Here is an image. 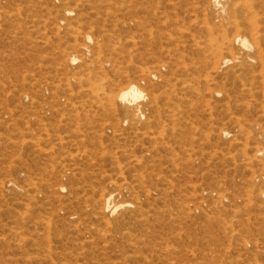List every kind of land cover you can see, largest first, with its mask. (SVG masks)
Returning a JSON list of instances; mask_svg holds the SVG:
<instances>
[{
  "label": "rangeland",
  "instance_id": "374dc122",
  "mask_svg": "<svg viewBox=\"0 0 264 264\" xmlns=\"http://www.w3.org/2000/svg\"><path fill=\"white\" fill-rule=\"evenodd\" d=\"M195 3L190 0L175 13L188 6L191 10ZM93 5L103 13L102 19L92 22L99 32L84 22ZM116 8L114 0H0V264H108L98 257L99 246L81 235L84 226L99 223L92 202L111 191L110 183L118 201L133 203L135 196H142L127 157L140 155L147 144L139 132L122 123L116 105L87 94L96 86L114 94L131 83L147 93L148 81H154L147 80V74L155 71L158 51L149 61L148 47L135 48L132 42L141 40L130 38V33L145 38L146 31L122 27L114 30L118 37H110L112 18L106 14L116 13ZM65 9L72 15L64 16ZM255 11L263 20L259 25L264 35V10ZM192 15V19L202 16ZM193 30V35H202L200 43L208 41ZM85 34L91 39H84ZM96 42L102 45L101 54ZM81 46H89L91 59L99 65L86 69L67 61L70 53L83 54ZM133 48L139 52L133 53ZM161 71L162 76L173 77L172 72ZM232 71L237 76H227ZM207 72L208 85L202 80L195 86L198 90L188 95L189 103L181 105L178 119L187 127L182 132L187 137L175 132L174 139L165 140L175 156L161 152V162L143 164L153 176L151 184L163 187L156 196L160 222L150 229L147 240L151 241L142 247L146 257L129 251L126 264H264V199L248 194L250 174L238 160L242 134L250 132L249 126L255 127L252 134L264 133V67L238 70L227 65ZM200 75L204 79L206 74ZM163 103L161 99V108ZM222 129L230 132L228 138L220 137ZM188 138L193 144L185 142ZM181 148L188 155H182ZM173 156L179 164L172 163ZM158 175L162 182L155 180ZM202 188L211 191L205 217L203 211L185 207L202 202ZM206 216L209 239L202 228ZM114 254L106 252L114 260L110 264L124 262V256Z\"/></svg>",
  "mask_w": 264,
  "mask_h": 264
},
{
  "label": "bare ground",
  "instance_id": "6f19581e",
  "mask_svg": "<svg viewBox=\"0 0 264 264\" xmlns=\"http://www.w3.org/2000/svg\"><path fill=\"white\" fill-rule=\"evenodd\" d=\"M187 1L188 0H143V2H140V0H135L133 2L132 0H120L119 2H116L114 0L117 7L115 11L116 13L113 14L112 12L111 14H106L107 17L112 18L111 25L113 29L110 31L111 38H115V36L118 37L117 32H114L115 29L118 31L122 27L135 26L137 28H141V32L143 30L146 31L144 35V37H146H138L133 35V33H130L133 35H131V39L135 38L137 40L138 38L141 40V43L132 42L133 46L136 48L140 44L142 46L148 47L146 50L149 52H145L149 61L154 59V50H157L159 53V57L155 58V71L157 69L156 73L155 71H147V80H150L148 77H153L155 81H148L147 93H145L144 90L139 88L134 83L119 89V91L114 94L103 92L101 86L96 85L95 88H93V86V89H89L87 91V94H92L95 99H101V101L107 102L106 104L116 105L115 107L118 108L117 114H121L123 116V119H121L122 123L132 127L135 132H139L142 141L147 144L144 149H141L140 155L131 156V153L129 154L130 157H127L130 158L128 162V165H130L129 169L134 172L133 180L141 184L142 196H135L137 199H135L133 203L118 201L114 194V184L110 183L108 186L111 191L102 194L99 200H97L95 203L92 202V207L96 206L97 208V212L94 213V217L96 220H99V223L97 225L92 224L84 226L85 231L81 232V235L83 236L82 238H89L93 245L99 246L96 248V251L100 255L98 257L102 256L101 259L108 260V264L114 261L113 258L110 259V257L105 256L106 252L109 250L110 253H113V255H115L114 253L117 252L120 256H124L123 261L125 263L123 262L121 264H126L128 261L127 253L129 251L131 253L132 251H135V254L136 251H138L137 254L143 255V251L145 250H143L142 247L146 244H149L151 241L147 240L149 239L148 235L150 233V229L154 228L155 223L160 222V219L158 218V215L160 214L159 208L156 205L159 199H157L156 196L160 195L161 191H163V187L160 189L158 188V184L155 186L151 184L150 181L152 180L153 176L148 172V170H146L144 163L157 162L158 164V162H161L163 158V156H159L161 152L164 154V152L171 153L173 151L172 153H174V148L172 145L165 143V140L169 137H173L174 139V135L178 134L179 132V135H183L182 132L185 130L187 131V127L180 125L181 122L178 119V116L182 110L181 105H186L189 103V101L186 100L188 95H191L198 90V88L195 86L199 83L201 84L202 80L208 85L209 72L207 71L209 69H222L227 65L234 66L238 70H252L256 66L264 67V51L262 48L264 35L261 34L263 30H261L259 25L260 23H263V20H259L257 12L255 11L256 7L264 10V0H195V7L192 5V8H190L191 10H189L188 6L182 12L176 14L175 11L183 9V5H189L190 0L188 2ZM154 2H157V6L153 4ZM191 4H193V2ZM137 5H139V7H137ZM91 9L93 12L88 14V17H84L86 18V21L84 22L88 23L90 30L99 32L100 29L97 31L98 28L93 27L92 22L102 19L103 15L101 16L100 14L103 13L100 12L95 5H93ZM191 13H194L195 15L198 13V15H202L201 17L204 18L201 20H198L201 17H195L192 19L189 16ZM141 14H143V16H140ZM70 15H72V10L65 9L64 16ZM187 22L189 23L188 26H190L191 29H198L201 34L203 33L206 37H208V41L200 43L199 39H201L200 37L202 35L198 34V36L200 35L198 37L195 35L196 32L193 35L191 33V29H188V26H184L185 23L187 25ZM82 25L85 26V24ZM185 27H187L188 30ZM136 31H138V29L135 30L134 33ZM90 35L85 34L84 39L90 40ZM94 46L97 50V53L100 51L101 54L102 45L96 42ZM81 48L83 51L81 56L76 52L67 55V61L69 63H78L80 67H84L86 69L96 66L95 64L99 65L96 63L98 62L97 59H91L93 54L91 53L89 46H81ZM135 48L132 50L133 53L134 51H137L134 50ZM234 50L235 52H233ZM84 54H87L88 56H84L83 58L82 56ZM195 55H202L204 59L196 58L194 60ZM86 57H89V63L86 61ZM250 62L254 63V65L250 64ZM162 69L172 72L173 77L170 78L162 76L160 73ZM201 73L206 74L203 76L204 79H200L202 77V75H200ZM236 73V71H232L231 73H228L227 76H237ZM178 74L184 75L186 77L190 76V78L181 79L178 77ZM92 85H94L93 82L90 83V88ZM159 85H163L164 87L163 89L161 86L163 90H161L162 92L160 91V95L158 94L159 92L157 90ZM161 99L164 101L163 108H161L162 106L159 105V101ZM178 125L181 126L178 128L179 130L177 128L175 129V127ZM249 129L250 132L247 134H244L243 130L239 131V133H243L242 135H244L245 139L241 145V151L238 160L240 162L239 166L245 168V170H247L250 174L248 183L251 184L252 191L248 194L250 196H255L256 199L260 200L264 199V133L257 132L256 134H252L251 131L255 129L253 125L249 126ZM188 131L190 132L189 129ZM175 132L177 133L175 134ZM219 134L222 138H228L230 132L226 129H222ZM185 135L187 137L188 134L185 132L184 135L181 136L183 137L182 139L186 138L184 137ZM137 136L138 137L136 138L138 139L139 135ZM177 139L180 140V137ZM190 140L191 139L185 140V142ZM166 141L169 142L168 140ZM182 142H184V140ZM190 143L188 144H193ZM140 145L143 147L142 143ZM179 145L182 146V144ZM184 149L185 148H181L180 152L181 150L183 152H187V150ZM183 152H181V154ZM171 154L168 155L170 156ZM179 158L181 159V157ZM173 160L174 162L171 161L173 164L178 162L175 161L176 157H174ZM179 163L180 162L176 163V165ZM161 164L162 163H159V168L160 166L163 168ZM169 164L171 165V163ZM142 166L144 168L140 169L143 170H136L138 167ZM150 166L153 167L151 164ZM254 167L257 168V172L253 169ZM157 174L159 173L157 172ZM158 176L155 180L162 182L163 179ZM148 183H150V185ZM120 187L122 190L127 189V186L124 187L121 185ZM209 196L211 198V191L209 189L202 188V202L198 205L193 204V207L187 203L185 207L190 210L192 208V211L200 210L201 212L203 209L204 211L206 209L207 212L210 206L208 203ZM221 198H224V201L226 199V197L223 196H221ZM223 200L220 201L222 204L224 202ZM245 204H247V202ZM204 211L201 216L205 214ZM171 221L174 222V220ZM204 222L205 224L202 226V228L204 229V232H206L207 238L209 239V217H207V221ZM167 224L169 223L167 222ZM77 230L80 231L78 228H76V231ZM153 240H155V238H153ZM143 256H145V254ZM137 259H135V261ZM137 261H139V259ZM141 262L142 261H140V263Z\"/></svg>",
  "mask_w": 264,
  "mask_h": 264
}]
</instances>
